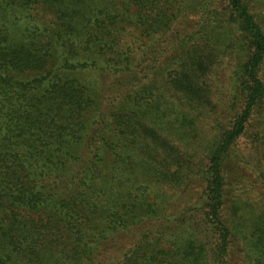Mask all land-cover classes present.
<instances>
[{"label":"trees","instance_id":"16d2710c","mask_svg":"<svg viewBox=\"0 0 264 264\" xmlns=\"http://www.w3.org/2000/svg\"><path fill=\"white\" fill-rule=\"evenodd\" d=\"M0 264H264V0H0Z\"/></svg>","mask_w":264,"mask_h":264}]
</instances>
